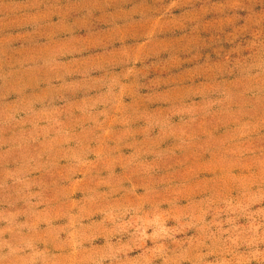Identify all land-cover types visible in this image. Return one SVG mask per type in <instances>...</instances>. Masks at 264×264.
<instances>
[{
    "label": "rangeland",
    "instance_id": "1",
    "mask_svg": "<svg viewBox=\"0 0 264 264\" xmlns=\"http://www.w3.org/2000/svg\"><path fill=\"white\" fill-rule=\"evenodd\" d=\"M0 264H264V0H0Z\"/></svg>",
    "mask_w": 264,
    "mask_h": 264
}]
</instances>
